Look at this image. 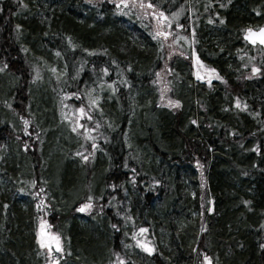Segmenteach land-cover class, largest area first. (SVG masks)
I'll use <instances>...</instances> for the list:
<instances>
[{"label": "trees", "instance_id": "16d2710c", "mask_svg": "<svg viewBox=\"0 0 264 264\" xmlns=\"http://www.w3.org/2000/svg\"><path fill=\"white\" fill-rule=\"evenodd\" d=\"M24 3L0 0V63L9 65L0 73V264H46L40 218L65 240L61 264H110L114 253L127 264H200L204 253L212 264H264V76L249 78L250 68L242 67L252 56L257 66L264 61V50L247 45L242 33L264 25V0H151L169 16L181 12L177 24L184 27L174 30L227 81L210 86L192 80L190 55L153 39V16L132 7V0L119 11L113 0ZM57 51L60 61L76 62L86 83L101 81L104 67L114 72L109 81H127L119 87L116 79V102L105 108L115 131L105 126L98 132V139L108 136L102 147L109 142V154L85 166L76 165L75 145L56 131L50 91L36 86L43 79L32 81L33 66L43 77ZM168 80L179 108L160 105L157 88ZM64 89L65 82L58 85L56 99H65ZM237 97L246 111L235 107ZM21 116L36 120L33 146L17 126H23ZM40 188L44 192L33 195ZM88 195L93 209L75 213ZM41 197L45 204L38 209ZM137 240L155 250L145 252Z\"/></svg>", "mask_w": 264, "mask_h": 264}, {"label": "snow or ice", "instance_id": "6c2138e0", "mask_svg": "<svg viewBox=\"0 0 264 264\" xmlns=\"http://www.w3.org/2000/svg\"><path fill=\"white\" fill-rule=\"evenodd\" d=\"M230 2V0H229ZM20 3L23 7H27V4L24 3V0H20ZM113 3L116 4L117 6V10H121L120 9V5L123 4L125 7L128 6L129 4V0H113ZM137 6V2L136 0H133L132 3V7H136ZM139 7L140 8H144L145 7V3L143 2V0H141V2H139ZM156 6L154 4L151 3V0H148L147 2V8H155ZM220 7H226L225 4H221ZM126 14V13H125ZM179 14V12H173L171 13L172 17H176ZM218 15V14H217ZM257 15H260L259 12H257ZM152 16L154 18L157 19V21H167L168 17L165 15L164 12H159L157 14V12H152ZM209 22L211 23L212 20L210 19ZM225 21L223 18H221L219 20V23L223 24ZM16 29L18 30V37L19 38V30L22 29V25L17 24ZM169 28H171V23H169L168 25ZM176 27L178 28H183L184 25L181 24H177ZM242 33H243V38L245 41L250 42L252 45L256 46L259 45L260 47L264 48V25H260L257 26L256 28H253L252 26H248L244 29H242ZM45 35H47V33H45ZM170 35H172V33L170 31H163L160 30L159 28L157 29V31L154 33L153 35V39H157L158 37H164L165 39H167ZM193 35H194V31H193ZM180 39H184L187 40V37H180V36H176L174 38V42L180 40ZM194 42V41H193ZM67 43L68 45L72 48V49H76L78 47V45L73 41V39L71 37H67ZM21 51L27 52L28 49L27 48H22ZM85 52H89V54H94V52H90L89 49L85 48L84 49ZM106 51V50H105ZM240 51V50H238ZM181 55H183L184 53L181 52ZM61 53L59 51L56 52V56H60ZM193 55H195V53L193 52ZM241 59H243V57H241ZM196 63L200 66H203V61H201L199 59V57H195ZM256 60V57L252 56L248 58V63H245L242 65V67L244 68H250V74H249V78L251 77V75H255V74H259L264 76V61H262L260 63L259 66H257L256 63H254V61ZM113 64L116 63L115 60L112 61ZM9 65L7 62H2L0 63V73H3L6 69H8ZM83 65H81V69H82ZM33 70H34V75L32 76V81L35 82L37 80H41L43 79V77L41 76V70L39 68V66L34 65L33 66ZM129 71L131 70V67L129 66ZM49 71L53 74L57 73V69L55 67H51L49 69ZM67 71V65H65V70L60 72L59 75H57V80L60 79V76H63L66 74ZM206 71L208 73L211 74H215L216 78L220 81H222L223 83H227L226 80H224V78L222 76H220L217 72L216 69L211 68V69H206ZM101 72L103 74H107L108 73V68L104 67L101 69ZM77 75H79V70L77 71ZM157 77H159V73H156ZM198 78L201 80L206 79L205 76H200L199 73H197ZM123 83H127V81H122ZM159 81H154V83H158ZM104 81L101 80V85H103ZM207 83L209 85H211L212 80L210 78V76L207 78ZM115 84V81H113L111 84H109V88H111L112 91H116V89L113 87V85ZM167 90V87L165 86V89L161 91V99H164V92ZM96 92L95 88H91L88 90V92L85 94L86 96V102H82L80 104L79 107L74 108L73 110V119L71 120L70 123V127H71V131L74 133H78L81 135H84L86 139L88 140H92V144H91V148L94 150L98 147V145L96 144L95 140L96 137L89 135L90 132H94L97 130V128H99V123L97 122V126L96 128H85L84 124L80 123V120L82 118H86L87 120H92L93 116L90 114L92 111L94 110H100L102 111V109H100V100L102 99V97L100 95H93V93ZM64 97H75L76 100H81V95L79 92H71V93H64ZM235 107L238 109H242V110H247L248 109V105L246 102H242L240 100L239 97H237L235 99ZM5 104L11 108L12 105L9 104L7 101H5ZM61 105H62V109H61V115L64 119H69V117L67 116V114L63 111L64 107H67V105L63 104V100H61ZM168 106L172 107V108H179L181 106V101L180 100H171L168 99ZM258 115V113H257ZM21 120H23V123L25 125V131H27V126L29 124V121L27 119H25L23 116L20 117ZM191 123L193 125L197 124L196 120H192ZM80 129H84V131L81 133L79 132ZM25 147L27 148V144L25 145ZM256 151H259V148L255 149ZM77 156H80L84 161H87L89 159L88 155H83L81 152H76ZM89 155L94 156V152L89 153ZM127 166V165H125ZM198 166L203 169V165H200L198 162ZM246 175V173H245ZM33 184V186H35L36 181H32L31 182ZM155 183H160L159 181H155ZM206 181L204 179L203 176V171H201V187L203 188L205 185ZM110 187H115V185H110ZM21 191H23V189H21ZM44 192L43 188H40L38 193H33V195H37L39 196L40 193ZM193 195H195V193H193ZM100 199H103V197H100ZM203 200V197L201 198ZM209 203L211 204L212 201H209ZM243 203L245 205H249L251 202L250 201H243ZM45 204V201L43 199V197L40 198V202L37 204V208L40 209L42 205ZM94 207V197L92 195H88L85 198V202L81 203L79 205V207L76 209L78 212H89L90 210H92ZM96 207H98L101 211L103 210V205H96ZM201 207H203V204L201 205ZM208 211H212V208L209 207L207 209ZM201 215H203V213H200ZM126 219H131V217H126ZM51 225L49 224V222L46 219L40 218L39 219V226H38V243L40 245L41 248H44L47 250V254L48 256L51 257V260L49 262H47V264H59L60 259L62 258V253L65 251L64 247L62 246V237L59 233L57 232H50L47 231L46 229H51ZM113 228H116L117 225L113 224L112 225ZM262 227H264V225H262ZM201 231H206V229L202 226L201 227ZM147 232L146 228H140L139 229V233H145ZM137 233H133V238H136ZM137 246L142 248L145 252L148 253H152L155 249L154 247L150 246L149 243L144 242L142 240H137ZM261 248H264V244L260 245ZM53 252H55V255H53ZM114 256L116 257V259L114 261H110V264H127V261L123 258H121L119 253H114ZM200 264H212V257L208 256L206 253L203 254L202 259L200 260Z\"/></svg>", "mask_w": 264, "mask_h": 264}, {"label": "rangeland", "instance_id": "374dc122", "mask_svg": "<svg viewBox=\"0 0 264 264\" xmlns=\"http://www.w3.org/2000/svg\"><path fill=\"white\" fill-rule=\"evenodd\" d=\"M166 2H163V4H165ZM138 8H140L139 6H138ZM147 9L148 8H146V7H144V8H140L139 10H145V11H147ZM149 10V9H148ZM146 13H148V14H150L151 16H152V13L150 12V10L148 11V12H146ZM180 15H181V12L179 11V14L174 18V17H172V16H167L168 17V20L167 21H165L164 22V24H162V22L161 21H157V19L156 18H154V17H152L153 18V23H155L156 24V27H157V29L159 28L160 30H163V31H170L171 33H172V35H170L167 39H165L164 37H162L163 38V40H164V43H165V45H166V47L168 48V46H171V45H169V44H173V46H174V49L178 52V53H181V52H183L184 53V55H190L191 56V58H192V60H193V65H192V80L194 79V80H198V75H197V73H199V75L200 76H205L206 78H208V76H211V78H215V79H217L216 78V76H215V74H211V73H208L207 71H206V69H211L210 67H208V66H206L205 64H203V66H200V65H198L197 63H196V60H195V57H197L198 55H197V52H196V50L193 48V45H192V43L191 42H189V41H184L183 39H182V41L181 40H178V41H176V42H174V38L177 36V35H179L178 34V32H177V29H175L174 30V28L176 27V25H177V22H178V20H179V17H180ZM169 23H171V28H169L168 27V25H169ZM180 28H178V30H179ZM183 29V28H182ZM193 52L195 53V55H193ZM259 58H262V56H258ZM257 59V58H256ZM46 62H48L47 64V70H48V75H50L51 77H53V78H55L54 79V81H56L57 82V86L58 85H60L61 83H62V79H63V77H65V75H63V76H60V79L59 80H57V75H59V73L60 72H62V71H64V69H62L60 66L58 67V66H56L55 64H53V62L52 61H50V60H47ZM51 67H55L56 69H57V73H55V74H53V73H51L50 71H49V69L51 68ZM195 74V75H194ZM44 77V76H43ZM116 79H120L119 80V82H121V83H123L122 81H124V78L122 77V76H117L116 77ZM115 79V80H116ZM118 81V80H117ZM166 87H167V90L164 92V99H161V91L162 90H164L165 88H164V86H163V84H161L160 86H159V88H157L158 90H157V93L156 94H159L160 93V105H162V106H164V105H168V99H171V89H170V87H169V80L168 81H166ZM45 86V83H44V81H42L41 83H39L38 85H36V86H39V87H41V86ZM119 87L120 86H124V85H118ZM92 88H95L96 89V92H94L93 93V95L95 96V95H100L101 97H102V99L100 100V105L102 104V101L103 100H107L108 102L109 101H111V100H115V98H116V96H115V94H114V92L111 90V88H109V85H106V84H103V85H98V86H93ZM159 90H160V92H159ZM52 97V96H51ZM113 97V98H112ZM70 100L69 101H67V103H68V106L69 107H71V105H73V99L71 98V97H68ZM112 98V99H111ZM87 98L85 97V100H86ZM49 100H50V102L52 101V100H56V102L55 103H53V105H55V108H56V112H61V109H62V105L61 104H59V100L58 99H55V98H49ZM172 100V99H171ZM158 101H159V99H158ZM82 103V102H81ZM51 104V103H50ZM51 106H52V104H51ZM9 108V107H8ZM12 108V107H11ZM101 109V108H100ZM63 111L67 114V116L70 118V119H73L74 117H73V110L72 109H70V108H68V107H64L63 108ZM94 112L95 113H99L100 112V110H94ZM91 114V113H90ZM82 120V119H81ZM80 120V121H81ZM17 122H18V124H19V118H17ZM81 124H84L85 125V128H86V126L89 124L88 123V121H84V120H82L81 122H80ZM22 127H20L19 125H17L19 128H21L22 129V131H25L24 129H25V125H24V123L22 122ZM67 125V127H70V124H66ZM32 127H33V123L31 122V121H29V124H28V126H27V130L29 131V140H28V142H27V144H28V146L30 147V146H33V144L34 143H36V135H35V130H32ZM16 129V128H15ZM14 130V129H13ZM80 130H84V129H80ZM25 132H27V131H25ZM75 134L73 133V132H70V137L71 138H73V141L75 140L74 138H75ZM66 139V138H65ZM71 142L70 144H74L75 145V147L74 148H76V143H74V142ZM66 142V141H65ZM75 150V149H74ZM74 152V151H73ZM85 152H88V151H85ZM203 193H205L204 191H202ZM80 205V204H79ZM79 205H78V207H79ZM77 209V208H76ZM75 209V210H76ZM91 211V210H90ZM89 211V212H90ZM75 213H76V211H75ZM84 214L86 215L87 214V212H84ZM46 220H47V218H46ZM48 222H49V220H47ZM49 224L52 226L51 227V229H48V231H50V232H57V233H59L57 230H55V226L52 224V223H50L49 222ZM203 227L205 228V226L203 225ZM206 229V228H205ZM62 237V236H61ZM63 238V237H62ZM63 242H65V240H64V238L62 239V243ZM45 252H47V250L45 251ZM46 255H47V261H46V264H47V262H49L50 260H51V257L50 256H48V254L46 253ZM63 255H65L64 253L62 254V256Z\"/></svg>", "mask_w": 264, "mask_h": 264}, {"label": "bare ground", "instance_id": "6f19581e", "mask_svg": "<svg viewBox=\"0 0 264 264\" xmlns=\"http://www.w3.org/2000/svg\"><path fill=\"white\" fill-rule=\"evenodd\" d=\"M49 60L52 61L53 64H55V65L58 66V67L60 66V67H61L62 69H64V70H65V65H67V70H68L69 72L66 71V75H65V76H68V77H70V78H73V77H75V76L77 75L76 70L78 69V66H77V64H76L75 61H74V63H71V62L68 61V59H66V58H65L63 61H60V60H59V57H58V56H55V55H54V56L52 55V58L49 59ZM72 66H74V67H72ZM71 67H72V68H71ZM63 78H65V77H63ZM54 79H55V78L51 77V76L48 75V73H47L46 75H44L43 80H42V81H44L45 86L43 85L42 87H46V88H48L49 91H50V95H51L53 98L56 99V94H57V88H58V86H57V82L54 81ZM94 84H95V81H94V80H90V79H88V80H87V83L84 84V87H85V88H89V87L93 86ZM52 97H51V98H52ZM52 102L55 103L56 100H52ZM115 102H116V100H111V101L108 102V110L110 109V107L113 109V107H114V103H115ZM157 102H158V101H157ZM156 107H157V105H156ZM54 109H55V117H56V120H57V123H58V127H59V129L56 130V131H59V130H60V131H63V133H65V134H66V137H67L66 141H68L69 143H71V142L73 141V138L70 137V131H69V128H68L67 126L61 124V122L59 121V118H58V116H57V112H56V108H55V106H54ZM117 109L119 110V108H117ZM8 110L11 112V109H10V108H8ZM11 125H12V126H10V128L15 129V126H14V125H16V122L13 121ZM110 128H111V131H115V129H113V123H112L111 120H110ZM74 139H75V138H74ZM112 143H113V141H112ZM108 144H109V142H108L107 145L104 146V148L100 151V153H99V155H98V160H101L102 158H107V156H108V154H109V153H108V148H107ZM73 157H75V156L72 155V159H73ZM124 159H125L126 161H129V159H127V158L125 157V155H124ZM74 162H75V160H74ZM126 164H129V163L127 162ZM76 165H78V167H80V165L82 166V164H81L80 162H78V161H77V164H76Z\"/></svg>", "mask_w": 264, "mask_h": 264}, {"label": "flooded vegetation", "instance_id": "af4514ba", "mask_svg": "<svg viewBox=\"0 0 264 264\" xmlns=\"http://www.w3.org/2000/svg\"><path fill=\"white\" fill-rule=\"evenodd\" d=\"M114 74V72H111ZM110 74V73H107ZM107 74H102L100 77L101 80L104 81L103 84L109 85L111 84L113 81H115L114 79H112L111 81L108 80L109 76ZM112 74V76H113ZM86 83V80L81 76L80 78H70L68 76H66L65 78V93H71V92H79L81 95V102H86L85 99H83L82 97H86L85 94L88 92L89 89H91L93 86H98L101 84V81H95V84L89 88H85L84 84ZM113 87L115 88V84L113 85ZM115 92V91H113ZM73 105H71V107H69L67 105L68 108L74 110V108L79 107L80 103L78 102V100L73 99ZM100 108L102 109V111H100L102 113V117L105 119H107L110 122L109 117L107 116V114L105 113V108L108 109V104H104V100L102 101V104L100 105ZM99 116V115H98Z\"/></svg>", "mask_w": 264, "mask_h": 264}, {"label": "water", "instance_id": "95a60500", "mask_svg": "<svg viewBox=\"0 0 264 264\" xmlns=\"http://www.w3.org/2000/svg\"><path fill=\"white\" fill-rule=\"evenodd\" d=\"M243 40H244V38H243ZM245 41V40H244ZM249 46H251V47H257V46H259V45H256V46H254V45H252L250 42H247V41H245ZM260 47V46H259ZM262 48V47H261ZM264 49V48H263Z\"/></svg>", "mask_w": 264, "mask_h": 264}]
</instances>
